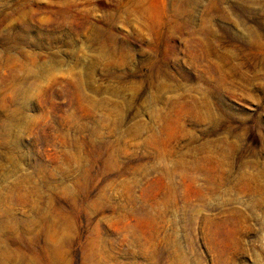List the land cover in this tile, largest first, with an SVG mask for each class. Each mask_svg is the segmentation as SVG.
I'll use <instances>...</instances> for the list:
<instances>
[{
    "label": "rangeland",
    "instance_id": "1",
    "mask_svg": "<svg viewBox=\"0 0 264 264\" xmlns=\"http://www.w3.org/2000/svg\"><path fill=\"white\" fill-rule=\"evenodd\" d=\"M0 264H264V0H0Z\"/></svg>",
    "mask_w": 264,
    "mask_h": 264
}]
</instances>
